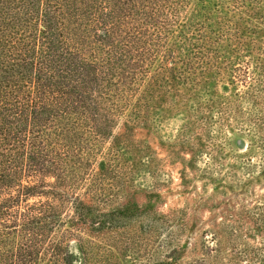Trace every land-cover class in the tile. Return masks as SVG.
<instances>
[{"label": "trees", "instance_id": "16d2710c", "mask_svg": "<svg viewBox=\"0 0 264 264\" xmlns=\"http://www.w3.org/2000/svg\"><path fill=\"white\" fill-rule=\"evenodd\" d=\"M191 5L209 10L206 0H0V264H111L104 236L81 226L93 206L76 190H104L94 164L117 155L105 149L110 131L124 116L135 123L156 85L203 81L185 31Z\"/></svg>", "mask_w": 264, "mask_h": 264}, {"label": "rangeland", "instance_id": "374dc122", "mask_svg": "<svg viewBox=\"0 0 264 264\" xmlns=\"http://www.w3.org/2000/svg\"><path fill=\"white\" fill-rule=\"evenodd\" d=\"M206 4L184 29L203 81L153 86L94 164L104 190H76L111 264H264V0Z\"/></svg>", "mask_w": 264, "mask_h": 264}]
</instances>
